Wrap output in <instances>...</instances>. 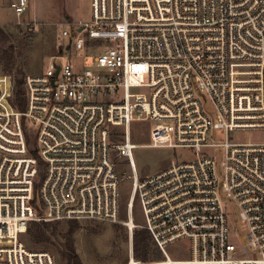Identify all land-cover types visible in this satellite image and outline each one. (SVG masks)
I'll use <instances>...</instances> for the list:
<instances>
[{"label":"built area","instance_id":"obj_1","mask_svg":"<svg viewBox=\"0 0 264 264\" xmlns=\"http://www.w3.org/2000/svg\"><path fill=\"white\" fill-rule=\"evenodd\" d=\"M11 6L21 17L29 0ZM75 7L47 67L24 74L23 110L11 101L12 75L0 74V264H58L25 243L33 221H120L121 182L131 178L123 161L133 171L128 264H264V0ZM142 120L150 122L144 146L194 156L140 177L131 127ZM228 202L239 210L234 226ZM141 227L163 259L135 256ZM241 229L239 248L230 234Z\"/></svg>","mask_w":264,"mask_h":264},{"label":"rangeland","instance_id":"obj_2","mask_svg":"<svg viewBox=\"0 0 264 264\" xmlns=\"http://www.w3.org/2000/svg\"><path fill=\"white\" fill-rule=\"evenodd\" d=\"M15 0H0V27L11 35V44L17 51H23V55L17 57V66L20 65L25 73H38L48 65L50 56L54 53L57 37L62 33L68 13L69 0H29L28 10L21 16H17L11 3ZM36 20L40 23L37 31H28L23 26L15 24L18 20ZM23 32L25 34H23ZM74 38L65 37L64 40L71 41ZM1 47V46H0ZM75 54V52H73ZM16 71V70H15ZM2 70L0 62V74ZM9 74V73H8ZM149 121H135L131 127L135 142L140 144L134 150L137 174L140 177L156 173L169 166L173 161L194 156L192 151L185 149H168L144 146L150 142ZM119 170L131 175L121 182V219L118 222H103L99 220L81 219L80 227L76 230L75 247L84 264H128L131 241L129 231L124 221L127 219V202L132 189L133 171L126 161L119 166ZM230 226H234L239 220V210L235 203H227ZM135 220L142 224V216L139 201L136 200L134 207ZM59 224L61 234L68 231V221L54 222ZM142 229L141 228H138ZM128 235V238H126ZM27 246L34 250H45L52 253L58 262L56 248L49 244L32 245L28 233L23 236ZM134 240V238H133ZM230 240L241 247L247 243L246 231L241 229L237 233L231 232ZM183 244H188L184 242ZM134 246V242H133ZM168 251L172 257L178 256L175 246H169ZM162 253H160L161 255ZM183 256H188L189 251H182ZM127 259V262H126ZM160 259H163L161 255ZM159 259V260H160Z\"/></svg>","mask_w":264,"mask_h":264},{"label":"trees","instance_id":"obj_3","mask_svg":"<svg viewBox=\"0 0 264 264\" xmlns=\"http://www.w3.org/2000/svg\"><path fill=\"white\" fill-rule=\"evenodd\" d=\"M11 42V35L0 27V62L2 70L12 75L14 92L11 101L17 109L23 110L25 108L24 70L20 65L17 66V57L22 56L23 51L21 49L17 51ZM28 140L31 150L38 155L34 148V138L29 136ZM68 222L70 227L63 234L59 232L58 223L38 221L30 223L27 233L32 245L49 244L54 246L58 252V264H84L77 253L74 237L76 230L81 226L80 221L71 219ZM126 238H128V235H126ZM133 242L135 256L145 260L160 259L162 254L160 255L161 252L155 247L151 233L146 228L135 231Z\"/></svg>","mask_w":264,"mask_h":264},{"label":"water","instance_id":"obj_4","mask_svg":"<svg viewBox=\"0 0 264 264\" xmlns=\"http://www.w3.org/2000/svg\"><path fill=\"white\" fill-rule=\"evenodd\" d=\"M77 9L75 7V0H69L68 6H67V15L68 17H74L77 15Z\"/></svg>","mask_w":264,"mask_h":264}]
</instances>
